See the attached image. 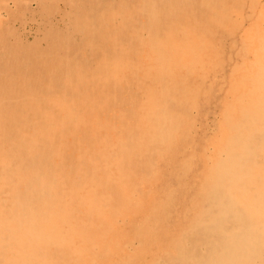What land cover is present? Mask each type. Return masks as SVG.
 Segmentation results:
<instances>
[{"label": "bare ground", "instance_id": "1", "mask_svg": "<svg viewBox=\"0 0 264 264\" xmlns=\"http://www.w3.org/2000/svg\"><path fill=\"white\" fill-rule=\"evenodd\" d=\"M217 1L214 12L203 16L210 24L226 22L227 16L241 9L238 4H246L245 0ZM13 2L18 8L19 2ZM261 2L252 0L250 7L256 10V15L253 20L249 18L251 28L240 39H231L236 36L238 25L231 30L218 29L216 25L208 30L210 26L200 25L196 30V34L207 39L209 50L205 52L221 61L227 57V62L218 61L205 73L199 70L201 74H194L196 81H192L194 75L188 69L189 73L179 80L180 86L183 83L188 86L187 100L205 99L208 95L205 85L211 79L208 90L211 94L206 99L210 104L215 99L212 92L216 87L219 90L220 86L222 93L224 83L228 86L229 82L225 95L229 112L221 123L222 139L217 145L213 173L206 186L197 190L201 197L200 216L183 230L174 254L163 258L152 256L151 264H264V0ZM3 3L9 14L13 6L7 1ZM74 3L80 6L66 11L70 24L46 37L52 38L49 40L52 47L57 44L61 51L56 52L50 63L53 70L48 73L45 70V80L35 74V78L30 76L23 83L16 79L11 66L0 63V264L103 263L109 257L105 249L110 247L114 234L118 236L117 247L119 243L123 248L132 243L129 233L123 230L134 223L119 221L117 224H124L119 232L111 227L109 217L102 214L110 199L114 208L119 206L112 197L117 194L116 188H112L115 166L125 168L123 185L128 178L134 186L136 180H151L149 171L141 172L136 167L149 164L144 150L147 141L150 143L149 132L145 135L133 132L139 127L134 106L137 96L128 84L121 91L117 81L118 71L124 69L135 72L127 79L134 84L138 82V71L144 68L137 62L145 50V40L140 35L148 30L140 17L147 18L150 0H74ZM20 7L22 11L31 8L26 1ZM51 17L47 15V19ZM5 21L0 13V28ZM8 51L2 45L0 62ZM43 56L41 52L34 55L38 63L44 62ZM240 61L242 65L238 66ZM227 68L232 70L229 75ZM168 86H164V110L172 116L166 124H177L182 112L174 115L172 111L184 110L187 104L180 97L182 91L171 95ZM20 101L25 104L17 105ZM193 122L196 124V120ZM194 127H188L176 138L178 146L180 141L192 137ZM127 128L134 130L129 139H123L121 134H127ZM151 164L153 167L154 163ZM130 200V213L136 216L138 204L133 197ZM72 243L76 250L71 248ZM132 253L131 258L142 264L140 260L146 258L142 257L143 251L134 249Z\"/></svg>", "mask_w": 264, "mask_h": 264}, {"label": "rangeland", "instance_id": "2", "mask_svg": "<svg viewBox=\"0 0 264 264\" xmlns=\"http://www.w3.org/2000/svg\"><path fill=\"white\" fill-rule=\"evenodd\" d=\"M4 1L9 2L13 6L9 14L4 8ZM13 1L19 2L18 8L17 6H14ZM25 1L31 8L22 11L20 6H25ZM261 1V4H263V0ZM245 2L246 4L243 5L238 4L241 9L231 13L230 16H227L226 22L221 21L217 24H210V22L206 21L203 17L205 13L209 15V12H214L213 10L217 8L215 7L218 3L217 0H150L151 6L148 12H145L147 18L145 16L140 17L141 23L142 20H145L143 23L148 30V32L144 30L143 34L140 35V37H143L145 40L143 41V48H145V50L142 57L139 58L138 56L137 62L138 64L142 63L144 68H141L138 71L139 73L136 75L138 82L134 84L130 83L133 80L127 81V79L130 78L128 77L130 74L133 75L135 72H127L124 69L123 71H118L117 81L121 91L122 86L127 84L130 85L134 92V96H137L139 102V104H137V102L134 105L139 118V127L137 126V130L133 131L134 129L129 130L131 129V126L129 125V129L127 128L129 132H127V134H121V137H123V139H125V137L129 139L128 137L131 131L140 133L141 135H145V133L149 132L148 136H150V143L147 141V146L144 150L149 159V164L147 163L146 166L136 167H138V170L141 172H144L145 169L149 171L151 180H141L139 182L136 180V185L134 186L133 181L128 178L126 184L123 185L121 184V179L126 176L123 170L125 168L124 166H115V171L117 172L113 178L114 186L111 187L114 189L116 188V193L120 195V198L117 194L116 196H112L115 198L114 200L119 202V206L114 208V201L113 199H110L107 201L106 206H103L102 214H104L103 216L109 217L108 220L111 222V227H114V229L119 232L124 228V224H117L119 221L125 220L134 223V226L129 227L127 224L123 230L129 233V243H132H130V246L124 248L119 243L117 247L116 237L118 238V236L114 234V239L112 240L110 247H106L105 249L106 253L109 254V257L105 261H102L103 263L101 264H138L137 261L135 262L131 258L134 249L142 250V257L146 256L145 259L140 260L142 264H151L153 260L152 256L163 258L165 255L174 254L176 252V250H174L175 243L182 237L183 230L188 229L191 223L200 216L199 210L201 197L197 190L206 186L209 181V176L213 173L212 169L214 166H212V164L218 155L219 149V146L217 145L222 139L221 123L229 112V100L228 97L225 96L229 89V82L228 86L224 83L225 90L222 93H220V86L219 90L216 87L215 92H212L214 94L212 97H215V99L208 104V102L206 103V99L208 95L211 94V92L208 91L212 83L211 79H208L205 85V91L208 92L207 97L205 99L204 97L201 99L195 97V100L192 99L193 101L186 99L188 95L187 92H190V90L186 89L188 86H185V83L183 82H181V84H183L180 86L179 80H181V78L183 79L190 70L193 75H197L201 74V72L205 73L208 68L215 66L214 64L217 65L218 61L220 63L227 62V57H223L224 59L221 61L218 58L208 55L209 52H205L207 49L209 50L207 39L201 34H196V30L200 25L203 28L210 26L208 30L215 29V25L218 26V29H222V27L225 29L229 28L226 30H231L235 25H238L239 28L235 29L237 30V34L231 39H240L244 32L251 28L249 27L251 25L249 18L252 17L253 20L256 15V10L250 7L252 5V0H245ZM79 6L80 5L74 3V0H71L70 2L69 0H0V13L4 19H7V21L4 22L3 27L0 28V48L2 45L9 48L8 53L2 57L0 63H6L11 66L10 69L16 71V79L22 80L23 83L30 76L35 78V74H39L38 78L41 77L45 80V70L47 73L53 70L51 68L54 66L50 65V63L55 60L56 52L61 51L59 50L60 46L57 44L55 45L56 48L52 47L54 45L49 41L52 38L47 40L46 37L54 36L57 31L65 29L67 25L70 24V19L66 17V11L69 10V8L70 10H74ZM78 13L79 10L75 14ZM157 14H159V16ZM47 15L52 16L50 18L51 21L47 19ZM71 16L73 18V15ZM88 27H86V29ZM169 28L171 31H169ZM167 31H169V33ZM171 36L174 38L172 39ZM175 36L178 37V39ZM166 37L168 39H166ZM155 39L158 43L163 40L167 44L160 42V47L156 41H153ZM145 42L149 43L146 45ZM167 45L169 47L171 46V48ZM180 45L183 47H180ZM173 46L175 48H173ZM153 47H155V49ZM185 48L187 49L189 56L192 55L193 57L195 55V58L198 57L199 60H201L199 61L198 58L194 59V57H190V59H192L190 60ZM173 49L176 50L174 51ZM148 50L150 51L149 54ZM165 51L166 53L163 54ZM191 51L193 53L197 51L200 55L197 52V54H189ZM40 52L44 55L43 63H38V60L34 57L36 53L39 54ZM152 52L154 54H152ZM168 55H170V57H168ZM183 56H187L189 61L186 57V59L183 58ZM158 57L160 58V61H158ZM169 60L173 63H169ZM180 60L183 61L181 62ZM144 61H147L148 63ZM156 61H158L157 64H159L157 65L159 66L158 68L157 66L155 68ZM186 61L187 63L183 64V62ZM18 62H21L22 66ZM195 63L197 66V63L200 64L197 67ZM13 64H17L19 67L14 66ZM237 64L238 66H241L242 61ZM160 67L161 70L159 69ZM219 67L220 66L216 68ZM163 68L164 72L162 71ZM227 69V74L229 75L232 70H229V68ZM182 70L184 71L182 72ZM160 71H162L163 74ZM164 73L168 76L166 77ZM171 75L176 76V80L175 77H171L173 81L175 80L174 82L169 78ZM195 75L193 76L194 79L192 81L197 80ZM178 77L180 79H177ZM165 78H168L170 81L167 79L168 81L166 82ZM168 82L171 84H168ZM159 84L160 87H158ZM165 85H169L168 88L171 89V95H176V93L178 94L182 91L183 93L181 92L180 97H182V100L187 104V106L184 107V110L174 109L175 111H172V109H169L174 115L175 112H182V115L180 114V121L178 118L176 119L177 124H166L168 119H170L169 117L172 115L169 116L170 113L164 110ZM162 88H164L163 94L161 92ZM200 88L202 89V86ZM182 89H185L186 92ZM120 93L122 94V92ZM23 104L25 103L20 101L17 105L21 106ZM183 113L185 115H183ZM194 120H196V124L193 122ZM234 120L236 119L234 118ZM192 125H195L193 135H191L192 137L188 136L189 138L185 139L183 137L182 139L184 140L180 141V146H178L176 138L181 135L183 131H187L188 127L190 129ZM166 135H168L169 138ZM132 157L133 156L131 155V158ZM151 163H154L153 167V164ZM137 189H139L140 192ZM134 191H138L135 192L137 195L134 194ZM134 196L138 197V200ZM132 197L134 202L138 204L136 208L138 207L139 213L136 216L131 215L130 213L132 208L130 209L129 207L131 206L130 199ZM122 205L125 206V209H122L121 211V208H123ZM118 209L120 210L118 211ZM56 211L59 216L60 212H58V210ZM58 216L55 217L58 218ZM119 242H121V240ZM130 247H132V249ZM71 248L76 250L73 243L71 244ZM126 256L130 258H126Z\"/></svg>", "mask_w": 264, "mask_h": 264}]
</instances>
